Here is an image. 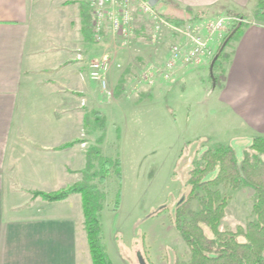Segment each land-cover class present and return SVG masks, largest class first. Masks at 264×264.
<instances>
[{"label":"crops","instance_id":"0c3cea01","mask_svg":"<svg viewBox=\"0 0 264 264\" xmlns=\"http://www.w3.org/2000/svg\"><path fill=\"white\" fill-rule=\"evenodd\" d=\"M153 1L156 4L158 0ZM40 2L44 3L45 10L51 0H0V264H89L80 237L85 228L83 210L78 208L79 204L82 207L81 194L47 201L33 192L63 189L83 178L87 149L102 134L89 125L86 109L91 113L99 111L107 119L102 144L106 155L111 120V111L104 105L108 102V93L99 91L88 69L89 61L102 46L86 40L82 30L81 10L89 8L88 0H74L78 6L74 21L77 35L70 38L66 34L65 41L58 43L62 45L53 48L56 53L62 49V54H57L53 62L38 65L35 54L40 46L31 44V26ZM251 2L159 0L156 7L163 12L172 10L171 3H176L182 8L202 11L205 16L211 10L215 12L213 16L229 10L250 16L256 5ZM167 54L168 48L163 55ZM122 56L121 52L120 61ZM67 59L74 61L71 68L65 65ZM209 67L211 72V62L193 65L179 71L174 83L161 81L152 87L142 86L140 90L151 89L153 94L159 87L178 96L180 87L201 84L199 71ZM37 71L46 74L35 77ZM225 71L223 84L213 83V90H208L209 100L205 101L223 110L226 119H221V129L230 130L235 125V129L244 133V138L264 135V21L248 24L235 43ZM118 72L115 69L110 75L113 92ZM36 86L46 89V117L38 126L23 120L18 124L21 95L25 91L22 102L27 101L29 93L26 92ZM114 96L112 93L115 99ZM143 96L137 99L134 95L133 104H138ZM177 102L189 110L187 122L195 125L200 115H191L192 104L186 100ZM74 140L81 142L62 147Z\"/></svg>","mask_w":264,"mask_h":264},{"label":"rangeland","instance_id":"374dc122","mask_svg":"<svg viewBox=\"0 0 264 264\" xmlns=\"http://www.w3.org/2000/svg\"><path fill=\"white\" fill-rule=\"evenodd\" d=\"M61 1L51 0V5L46 4L45 10L43 2L36 6L31 26V44L40 46L35 54L38 65L53 62L57 54L63 52L59 49L60 52L56 53L53 48L62 45L58 43L65 41L66 34L71 38L77 33L74 21L77 19L78 6L74 0H67L69 2L66 3ZM253 2L256 4L257 0ZM214 13L211 10L208 17ZM222 13L243 16L246 21L242 24L255 20L253 15L237 14L230 10ZM150 25L149 18L141 17L133 47L120 50L123 65L115 78L119 80L129 70L126 91L122 97L114 96L115 99L111 94H106L108 102L104 104L111 111L110 143L106 156L120 158L123 175L121 203L117 210L114 209L118 188L115 178L111 176L101 186L106 192L102 211V243L113 264H178L188 261L190 249L175 228L173 219L178 203L189 190L187 179L199 153L216 143L231 145L239 161L247 153H253L250 148L252 138L242 137L244 133L235 129V125L229 127L230 130H222L223 110L212 102H205L209 100L208 90L214 88L210 67L199 71L198 80L201 84L184 89L180 87L178 96L159 87L153 94L151 89L144 91L140 90L141 87L138 90L134 88L138 73L150 62L164 61L163 53L175 40L166 31L158 45L152 44L149 40ZM226 49L231 51L229 46ZM101 53L102 50L94 58ZM73 63V60L67 59L65 65L71 68ZM44 74L46 72L37 71L35 77ZM161 81L164 82L159 78L155 85ZM112 85L110 80V88ZM28 91L27 101L22 102L25 91L21 95L17 122L19 124L23 120L38 126L41 119L46 117V89L36 86ZM134 95L138 96L137 99L145 96L134 105ZM178 100L192 104V116L197 113L200 115L194 127L187 122L189 110ZM86 110L88 123L93 128L96 116L94 111L91 113ZM93 145L98 143L91 144L89 148ZM219 189L229 197L222 229L237 231L240 226L246 227L255 219L253 206L257 195L252 187L233 189L221 184ZM197 206L198 201L195 200L192 208L197 209ZM78 208L82 210L80 204ZM80 237L83 239V251L88 255V263L92 264L85 228ZM239 239L244 240V236L240 235Z\"/></svg>","mask_w":264,"mask_h":264},{"label":"trees","instance_id":"16d2710c","mask_svg":"<svg viewBox=\"0 0 264 264\" xmlns=\"http://www.w3.org/2000/svg\"><path fill=\"white\" fill-rule=\"evenodd\" d=\"M159 0L157 1V3ZM156 3V4H157ZM155 4V5H156ZM172 10H163V14L177 24H182L193 17L204 15L202 11H194L189 7L182 8L171 3ZM157 6H159L157 4ZM252 15L256 22L264 21V0H257ZM83 33L85 39L93 40L91 8H82ZM248 24H240L221 46L211 76L215 86H221L226 78L225 64L230 60L235 43L243 34ZM231 51H227V47ZM129 70L119 78L114 93L122 96L126 89ZM93 129L102 131L97 140L98 145L87 149V164L83 169V178L74 184L55 191H34V196H41L47 201H59L80 193L84 226L92 264H113L102 243V211L106 200V192L102 185L113 176L118 183L116 202L117 210L121 203V183L123 179L121 160L103 153L102 144L106 138L107 119L99 111ZM80 140H74L62 147L72 146ZM252 154L247 153L238 160L234 148L229 144L216 143L205 147L192 166L187 184L189 190L178 203L173 223L177 231L190 249V259L178 264H264V135L252 138L250 143ZM223 184L233 189L242 186L252 187L256 192L253 206L255 219L246 227L240 226L237 231L222 229L229 197L222 194L219 186ZM198 201L197 209L192 203ZM243 235L244 240L239 236Z\"/></svg>","mask_w":264,"mask_h":264},{"label":"built area","instance_id":"2783aa9c","mask_svg":"<svg viewBox=\"0 0 264 264\" xmlns=\"http://www.w3.org/2000/svg\"><path fill=\"white\" fill-rule=\"evenodd\" d=\"M88 5L93 15V40L102 46L99 57L88 63L89 77L102 92L111 95L110 75L113 70L122 68L120 50L133 47L141 17L151 20L149 40L152 44L158 45L166 31L175 40L170 43L164 61L150 62L138 73L136 90L142 86H154L159 78L174 83L179 71L212 62L234 28L246 21L243 16L222 13L193 17L177 24L168 19L153 0H88ZM246 23H255V20ZM78 58L82 60L83 56L78 55Z\"/></svg>","mask_w":264,"mask_h":264},{"label":"water","instance_id":"95a60500","mask_svg":"<svg viewBox=\"0 0 264 264\" xmlns=\"http://www.w3.org/2000/svg\"><path fill=\"white\" fill-rule=\"evenodd\" d=\"M217 57H218V54H216V56L214 57V59H213L212 62H211V71H212L213 64H214V62H215V60H216Z\"/></svg>","mask_w":264,"mask_h":264}]
</instances>
